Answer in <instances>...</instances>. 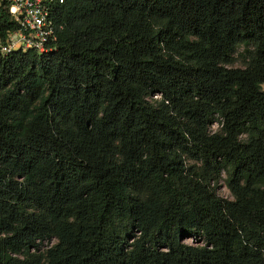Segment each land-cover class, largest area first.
<instances>
[{
    "label": "trees",
    "instance_id": "16d2710c",
    "mask_svg": "<svg viewBox=\"0 0 264 264\" xmlns=\"http://www.w3.org/2000/svg\"><path fill=\"white\" fill-rule=\"evenodd\" d=\"M54 16L48 50L0 49V264H264V0Z\"/></svg>",
    "mask_w": 264,
    "mask_h": 264
},
{
    "label": "built area",
    "instance_id": "2783aa9c",
    "mask_svg": "<svg viewBox=\"0 0 264 264\" xmlns=\"http://www.w3.org/2000/svg\"><path fill=\"white\" fill-rule=\"evenodd\" d=\"M63 1L6 0L11 14L19 22V28L9 33L7 42L2 43L0 40V49L3 52L29 47L39 52L48 50L47 44L57 39L55 8Z\"/></svg>",
    "mask_w": 264,
    "mask_h": 264
},
{
    "label": "rangeland",
    "instance_id": "374dc122",
    "mask_svg": "<svg viewBox=\"0 0 264 264\" xmlns=\"http://www.w3.org/2000/svg\"><path fill=\"white\" fill-rule=\"evenodd\" d=\"M243 50H244V47L243 46H241V47H239L237 49V51L235 53L236 56H237V59L234 62V65H241L243 63L242 62V56L239 55L240 51H243ZM262 87L264 88V82L262 83ZM218 126H219V123H218L217 120H215L214 123H213V126H212L213 129H216ZM219 192L223 196H227V197H232L233 196L232 193H231V191H230V189L225 184V181L224 180L221 181L220 184H219ZM55 241H56L55 238H53L52 240H49V241H45L43 243V246H47V245H49V244H51V243H53ZM187 241L192 242V241H194V239L192 237H189V238H187Z\"/></svg>",
    "mask_w": 264,
    "mask_h": 264
}]
</instances>
